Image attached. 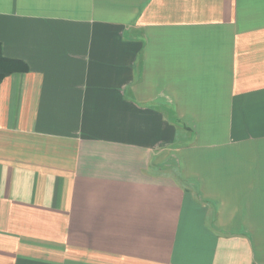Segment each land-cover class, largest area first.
Segmentation results:
<instances>
[{
    "label": "crops",
    "instance_id": "obj_1",
    "mask_svg": "<svg viewBox=\"0 0 264 264\" xmlns=\"http://www.w3.org/2000/svg\"><path fill=\"white\" fill-rule=\"evenodd\" d=\"M0 264H264V0H0Z\"/></svg>",
    "mask_w": 264,
    "mask_h": 264
},
{
    "label": "trees",
    "instance_id": "obj_2",
    "mask_svg": "<svg viewBox=\"0 0 264 264\" xmlns=\"http://www.w3.org/2000/svg\"><path fill=\"white\" fill-rule=\"evenodd\" d=\"M27 70L26 64L21 61L8 59L2 55L0 43V82L8 75Z\"/></svg>",
    "mask_w": 264,
    "mask_h": 264
}]
</instances>
